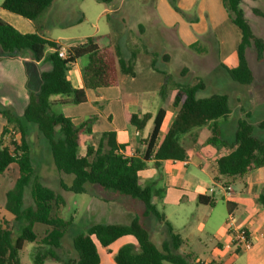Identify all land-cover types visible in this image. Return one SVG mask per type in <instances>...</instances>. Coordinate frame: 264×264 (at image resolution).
<instances>
[{"label":"trees","instance_id":"trees-1","mask_svg":"<svg viewBox=\"0 0 264 264\" xmlns=\"http://www.w3.org/2000/svg\"><path fill=\"white\" fill-rule=\"evenodd\" d=\"M55 0H3L1 8L35 21ZM107 1V0H102ZM242 0H221L229 20L239 30L236 45L237 64L228 67L220 63V70L232 81L249 85L254 80L253 71L247 59V50L252 49L257 61H264V38L254 34L240 6ZM172 8L183 12L175 0H169ZM257 15L262 13L253 8ZM110 14L107 15L109 17ZM82 21V17L78 22ZM113 28V27H112ZM107 35L88 36L83 40L67 46L64 58L58 55L61 45L43 37L38 32L22 33L14 26L0 18V48L5 53L16 52L22 57L34 61H46L48 70H40V86L36 91H28V102L21 115L12 107L0 104V115L6 123L2 136H7L6 143L0 145V174L15 163L19 175L12 189L6 193L5 208L13 215V223L18 224V233L13 238V228L8 221H0V264H20L19 251L25 242L37 243L33 253V264H43L47 258L61 264H100L98 243L108 250L116 239L131 235L137 245L127 243L113 254L116 264H186L179 254L184 244L182 237L174 230L165 215L153 203L152 185L141 186L137 172L143 166L142 161L127 158L117 152L114 134H103V141L94 146L88 144L80 153L82 134L91 133L95 119L89 116L75 125L63 113L55 112L53 107L61 100L54 96H67V103L79 104L86 101L85 89L117 86L119 73L126 71L119 48L104 45L102 40ZM85 57L83 66V87L74 88L67 77V70L78 59ZM166 83L168 78H166ZM176 93L173 106L176 109L174 118L162 141L154 151L159 160L186 158L189 149L185 142L187 136L193 143L200 132L206 134L205 143L224 146L229 151L217 159L216 180L223 178V185L235 178H241L251 169L264 166V138L253 135L254 125L248 120L249 114L237 118L233 136L226 139L222 135L221 122L229 119L232 109L229 97L225 93H211L198 96L203 89L202 79L192 84L175 82ZM163 108L152 116L131 114L129 121L141 130L146 121L153 117L152 130L146 139L145 159L151 154L157 143V136L164 118ZM36 128L39 140L47 146L55 169L64 174H71L72 181L67 184L61 181V188L73 193H90L86 184L103 191L140 202L143 206L141 215L135 214L129 223H90L84 231L71 239L72 257H64L61 239L71 224L57 215L56 208L63 200L54 190L44 185L37 177L32 156V142L29 138L28 125ZM257 127L264 128V121ZM15 132L17 137L13 134ZM125 147V144L119 145ZM214 195H198L197 202L213 206ZM264 204V196L259 198ZM151 217L162 228L163 238L158 246L151 239L152 230L142 220ZM35 223L46 225L44 235L38 239L33 230ZM199 264V263H196Z\"/></svg>","mask_w":264,"mask_h":264},{"label":"crops","instance_id":"crops-1","mask_svg":"<svg viewBox=\"0 0 264 264\" xmlns=\"http://www.w3.org/2000/svg\"><path fill=\"white\" fill-rule=\"evenodd\" d=\"M2 1L0 0V18L2 20L22 33L38 32L43 37L58 42L61 48L66 50L68 45L79 42L88 36L107 35L102 43L119 48L121 59L126 66V71L119 73L118 85L85 89L86 101L79 104L67 103L69 100L67 96H54L52 99L66 103L57 104L53 109L60 107L58 112L69 117L75 125L80 124L89 116H94L89 135L96 139V144L101 139L104 147H107L106 139H103L102 136L111 132L114 134L115 143L118 146L117 151H121L127 158L142 161L143 166L137 172L138 183L141 186L152 185L153 203L184 240L181 247H187L189 239L193 236L197 238L199 232L207 230L211 233L215 240L212 251L204 262L196 259V263L264 264V204L259 201V198L264 196V166L253 168L243 177L235 178L223 185V178L215 179L217 159L228 153L229 150L222 145L215 146L205 143L207 135L203 132L199 133L194 143L187 136L185 137L189 149L183 160L164 159L158 161L154 156V151L162 141L176 112L173 106L176 89L175 82L166 83L165 81L166 78L169 80L170 72L165 67L161 68L157 65L160 61L168 63L171 60V55L167 52L157 53L153 50V48L159 47L157 43L155 44L156 39L150 35L148 26H142L140 19L135 17L141 18L139 4L133 5L135 15L132 21L129 20L133 22L130 26H119L118 30H113L112 26H94L92 32L69 35L66 33L67 30L81 21L78 22L77 19L62 24L56 20L53 4L50 10H46L42 16L32 21L1 8ZM93 1L101 2L102 0H78L76 9L81 13L82 20L87 16V10L93 6ZM123 1H102L104 7L100 10L99 15L107 17L108 14L120 10L123 7ZM175 1L184 13L192 12L194 15L204 16L212 12L213 5L218 9L221 3V0ZM157 8L162 16L173 18L172 21H164L160 16L166 25L164 27L170 32H174L175 41L177 40L186 47L196 43L195 36L186 29V26L179 24L180 22H177V19L172 15L175 10L169 0H160ZM128 14L129 11L125 15L129 17ZM49 18L53 20L51 23L48 22ZM193 20L196 22L195 25H200L198 19ZM176 24L179 26L176 27ZM52 26L59 27L60 32L64 33L54 35ZM86 62L87 59L82 57L67 70V77L74 88L83 87L82 70ZM236 64L231 67H235ZM49 68L50 64L46 61L37 62L28 57H22L16 52L5 53L0 48V104L12 107L15 113L21 115L28 102V91H36L40 86V70ZM121 85L124 86L126 103L121 100L122 91L116 90ZM81 104L90 107L91 113L81 115L79 113ZM160 108L164 109L165 115L156 139L157 143L151 154L148 155V159H145L146 139L152 130L153 117L146 121L141 130H137L130 123L129 118L131 114L149 113L153 116ZM105 121H107L106 126H103ZM5 123L4 117L0 115V145L5 144L7 139V136H2ZM121 144H125V147H120ZM156 173L162 180L161 199L158 192L154 191L155 181L158 180ZM18 175V167L15 163H11L0 174V181L5 184L4 188L0 189L1 220L13 219V215L5 208L6 193L13 188ZM227 185L231 186L230 194L225 191ZM90 194L93 197L88 204L91 217L105 218V220L94 222L129 223L135 216L133 207L129 203L130 199H110L106 203L95 193L90 192ZM155 195H159L158 199ZM198 195H214L216 200L220 199L224 202L225 212L222 220L212 218V211L199 210L200 205L205 204L197 202ZM101 206H104L103 214L99 209ZM94 208H97L96 212L93 211ZM230 211L233 213L234 226L246 228L250 232L252 246L249 249L234 251L231 246V236L225 225ZM156 227L162 231L160 224H156ZM127 243L137 245L136 239L131 235L116 239L109 245L108 250L96 243L100 264H116L113 254L119 247Z\"/></svg>","mask_w":264,"mask_h":264},{"label":"rangeland","instance_id":"rangeland-1","mask_svg":"<svg viewBox=\"0 0 264 264\" xmlns=\"http://www.w3.org/2000/svg\"><path fill=\"white\" fill-rule=\"evenodd\" d=\"M159 1L124 0L123 7L116 12L110 13L109 17L99 15L100 10L104 7V3L102 1H93V6L87 10V16L79 24L72 25L74 27L69 28L66 33L69 35L89 33L93 31L94 26H112L113 30H118L120 28L119 26H130L133 22L129 20L132 21L135 15L133 5L138 3L141 18L135 17L136 19H140L142 26H148L150 35L156 39L155 44L157 43L159 47H155L153 50L157 53L167 52L171 55V60L168 63L160 61L157 64L161 68L165 67L170 72L168 83L183 82L192 84L197 79H202L204 87L198 91V96H205L217 92L225 93L229 97L232 112L229 119L221 122L224 138L230 139L233 136L237 118L244 117L246 112L249 114L248 120L254 125L253 135L264 138V128L257 127L261 121H264V61H257L254 51L252 49L247 50V59L254 74V80L249 85H241L232 81L220 70V63L229 67L237 63L236 45L239 39V30L231 23L221 3L218 9L213 5L212 12L207 13L205 16L200 14L194 15L192 12H172L177 22H180L179 24L182 26H186V29L197 40L194 45L186 47L177 40L175 41L173 38L174 32H170L164 27L166 25L160 16L164 21H172L173 18L169 19L168 16H162L159 13L157 8ZM202 1L207 2L209 0ZM54 2L52 4L54 5L53 8H55L56 20L62 24L75 21L81 17V13L76 9L78 0H68L66 2L63 0H55ZM51 5L47 10H50L53 6ZM240 6L254 34L264 38V0H242ZM253 8H257L262 15L253 13ZM128 11V15L131 18L126 16ZM195 18L198 19L200 25H195L196 22L193 20ZM52 21L49 18L48 22L51 23ZM179 24L175 26L177 27ZM51 29L55 33L54 35L64 33L60 32V28L57 26H52ZM182 67L184 68L183 70ZM116 90L122 91L121 100L123 103H126L124 86L121 85ZM79 106V113L81 115H86L92 111L85 104ZM54 111H60V107L54 108ZM106 123L107 121L104 122L103 126H106ZM28 129L30 130L29 138L32 142V156L36 175L44 185L61 196L63 204L56 208L57 215L65 220H71L70 226L61 239L62 245L60 251L64 257H72L71 239L77 233L84 231L90 223H95L94 221L101 219L105 220V218L98 219V217H91L88 204L93 197L90 193H73L61 188V181L69 184L73 176L58 172L55 169L49 149L39 140L36 128L30 124L28 125ZM96 142V139L89 134H82L79 148L80 153L84 152L86 145L92 144L95 146ZM156 174L157 176L159 175L158 173ZM161 181V178L159 179L158 176V180L155 181L154 185V191L155 193L158 192L157 194L160 195V199L163 194L161 191V188H163ZM4 186L5 184H2V181H0V189L4 188ZM86 186L91 193H95L97 197L103 199L106 203L110 199L126 198L103 191L90 184H86ZM159 195H155L156 199H158ZM216 201V204L213 206L200 205L199 210L212 211V218L222 220L225 205L220 199ZM129 203L133 207V214L141 215L143 209L142 204L134 200L131 201V199ZM99 209L103 214L104 206H101ZM96 210L97 208L93 209L94 212ZM142 220L152 230V241L159 246L163 235L158 227H156L155 219L151 217L150 220L143 217ZM12 221L13 219H10L8 222L13 228L14 238L18 233V224H12ZM46 228V225L40 223L34 224L33 230L38 234V239L44 235ZM214 243L215 240L211 233L207 230L202 231L197 234V238L196 236L191 237L188 241V246H183L179 249V254L184 258L186 264H196V259L204 262L209 257ZM35 246H37V243H24L19 251L20 264H33L32 257ZM43 264H61V262L47 258ZM164 264L172 263L164 262Z\"/></svg>","mask_w":264,"mask_h":264},{"label":"built area","instance_id":"built-area-1","mask_svg":"<svg viewBox=\"0 0 264 264\" xmlns=\"http://www.w3.org/2000/svg\"><path fill=\"white\" fill-rule=\"evenodd\" d=\"M66 51V49L60 47V49L58 50V55L64 58L66 56ZM13 134L17 137V134L15 132H13ZM117 152L124 156L121 151ZM225 191L227 194H230L232 192L231 186L227 185L225 187ZM225 225L228 234L231 236V246L233 247L234 251L246 250L252 246V237L250 232L246 228H239L234 226L233 213L231 211L227 215Z\"/></svg>","mask_w":264,"mask_h":264}]
</instances>
